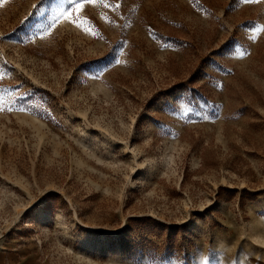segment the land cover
<instances>
[{
    "label": "rangeland",
    "instance_id": "374dc122",
    "mask_svg": "<svg viewBox=\"0 0 264 264\" xmlns=\"http://www.w3.org/2000/svg\"><path fill=\"white\" fill-rule=\"evenodd\" d=\"M1 251L264 264V0H0Z\"/></svg>",
    "mask_w": 264,
    "mask_h": 264
},
{
    "label": "crops",
    "instance_id": "0c3cea01",
    "mask_svg": "<svg viewBox=\"0 0 264 264\" xmlns=\"http://www.w3.org/2000/svg\"><path fill=\"white\" fill-rule=\"evenodd\" d=\"M0 254H3L1 257H0V260H4L5 264H15L14 263V259L13 258V255H8V254H15V253H6V252H3L1 251Z\"/></svg>",
    "mask_w": 264,
    "mask_h": 264
},
{
    "label": "snow or ice",
    "instance_id": "6c2138e0",
    "mask_svg": "<svg viewBox=\"0 0 264 264\" xmlns=\"http://www.w3.org/2000/svg\"><path fill=\"white\" fill-rule=\"evenodd\" d=\"M77 7H82V5H77Z\"/></svg>",
    "mask_w": 264,
    "mask_h": 264
}]
</instances>
